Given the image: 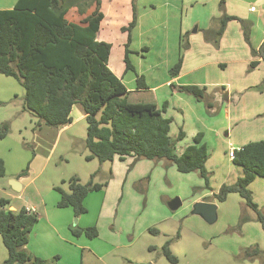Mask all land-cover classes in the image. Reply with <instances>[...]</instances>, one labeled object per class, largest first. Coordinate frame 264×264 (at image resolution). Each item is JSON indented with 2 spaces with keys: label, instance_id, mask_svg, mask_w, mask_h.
I'll return each instance as SVG.
<instances>
[{
  "label": "rangeland",
  "instance_id": "rangeland-1",
  "mask_svg": "<svg viewBox=\"0 0 264 264\" xmlns=\"http://www.w3.org/2000/svg\"><path fill=\"white\" fill-rule=\"evenodd\" d=\"M12 2L0 0V9L12 8ZM231 6L228 0H136L137 27L129 46L134 71L149 86L159 87L156 92L131 93L128 102H151L159 108L167 102L164 116L172 119L171 139H176L180 130L184 132V138L176 143L177 151L192 144L197 133L203 134L209 153V189L204 188L197 173H179L164 160H143L134 166L133 159L127 157L125 161L105 162L103 170H98L97 160L84 159L89 152L80 105L73 109L71 126L60 134L46 126L40 130L38 120L22 111L23 89L13 78L0 75V123L7 122L10 127L6 138L0 140V159L5 167V176L0 177V199H8L16 210L25 204L33 206L43 219L54 211L65 212L53 207L58 199L54 188L67 190L66 184L61 185L63 180L76 176L86 183L98 170L94 182L108 183L100 192L89 194L85 214L69 221L71 226L97 229L95 240L83 241L102 257L98 259L87 249L77 250L75 256L61 251L66 264H171L162 255L167 240H171L169 249L176 264H264V256L245 257V251L255 246L264 251V232L255 213L236 193L229 194L224 202L213 197L222 185H231L243 175L229 152L264 141V73L249 67L251 48L259 38L257 30L264 28V21L257 27V13L251 14L249 8L260 12L264 0H244L237 20L228 22L225 33L218 36L220 21ZM120 58V49L114 48L110 66L119 67ZM179 60L187 74L181 83H205L200 86L205 87V96L199 102L183 92L169 96V71ZM218 62H224L225 68ZM196 65L200 67L192 72ZM134 79V72L128 71L123 83L135 88ZM25 169L26 173L18 177ZM11 180L21 185L20 192L11 189ZM248 188L264 214V178H255ZM7 194L20 195L22 200L11 201ZM174 198L181 206L171 211L168 202ZM201 200L216 205L213 224L191 215L192 206ZM42 225L43 221L34 228L32 237ZM50 241L57 242L62 250L72 248L55 237ZM6 257L0 237V264Z\"/></svg>",
  "mask_w": 264,
  "mask_h": 264
},
{
  "label": "trees",
  "instance_id": "trees-1",
  "mask_svg": "<svg viewBox=\"0 0 264 264\" xmlns=\"http://www.w3.org/2000/svg\"><path fill=\"white\" fill-rule=\"evenodd\" d=\"M135 2L130 1V21L119 30L126 35L123 73L133 71L137 89L142 90L147 89L144 77L135 73L129 59L131 32L137 22ZM101 4V0H96L87 15L78 12V21L68 16L71 7L67 0H17L13 8L0 10V74L13 78L22 87V111L38 120V128L43 125L56 130L72 124V109L75 105L81 106L86 122L85 148L89 152L85 161L97 160L103 164L115 158L124 161L131 157L134 164L141 160H164L179 173H197L204 188L209 189L206 170L209 153L203 134L197 133L192 144L178 154L176 143L184 138V132L180 130L176 139H171L172 119L163 116L167 102L160 109L154 103L128 102V91L121 78L108 67L113 43L98 39L104 18ZM236 20L233 16L223 15L216 35H222L227 23ZM245 30L248 41L247 28ZM251 49V54L264 64V40L257 52ZM257 64V61H251L250 69L256 68ZM180 68L181 60L170 69V76H177ZM170 88L191 95L197 102L205 96V87L170 84ZM9 128V123H0V140L6 138ZM233 154L232 162L242 168L243 175L231 185H222L213 197L224 202L229 194H238L255 213L264 232V214L253 202L248 188L255 178H264V141L247 143ZM26 171L23 170L18 177ZM97 175L98 170L86 183L76 176L63 180L61 185L66 184L67 190L61 186L54 188L58 194L56 208H71L74 217L85 214L87 195L107 185V182H94ZM4 176V163L0 159V177ZM8 207L9 200L1 198L0 237L7 251L1 264H57V256L47 261L24 249L37 215L28 213L24 207L17 211ZM70 232L74 237L83 235L94 239L98 236L95 227L71 226ZM150 232L155 231L151 229ZM176 238H179L178 233ZM170 243L171 240L165 241L162 255L169 263L176 264L177 260L169 249ZM260 256H264V251L257 246L245 251L247 258Z\"/></svg>",
  "mask_w": 264,
  "mask_h": 264
},
{
  "label": "crops",
  "instance_id": "crops-1",
  "mask_svg": "<svg viewBox=\"0 0 264 264\" xmlns=\"http://www.w3.org/2000/svg\"><path fill=\"white\" fill-rule=\"evenodd\" d=\"M16 1L17 0H13L12 8L15 5ZM95 1L96 0H67V5L71 7V10H70V13L68 16H71L72 19L76 18L77 19L76 21H78V19L80 18L78 12L83 13L84 15L89 14L93 10V7L95 5ZM130 1L131 0H101L104 18L101 22V30L98 34V39L113 43L111 53L114 50V48L120 49V51H121V58H120L121 65H119V67H116V68H112L110 66V57H111V53H110L108 67L117 77L121 78L122 83H123V79L127 73V72L123 73V71H124L123 45L126 41V35L120 33L119 29H120V27L126 25L131 19ZM220 1L223 2L224 0H220ZM228 1L232 4V6H231L230 10L226 9L227 15L238 18L239 13L241 12V9L244 5V0H228ZM259 1H261V0H259ZM224 4H225V2H224ZM3 10H6V9H3ZM249 11L251 14L257 13V15L255 16L256 17L255 23L258 27L259 22L264 21V9H261L260 12H258L254 7H250ZM261 23H263V22H261ZM227 26H228V24L226 25L225 31L227 30ZM136 27H137V22H136V25H135L134 29L132 30L131 34L134 33V30ZM216 30L217 29H215V31ZM225 31H224V33H225ZM257 32H258L259 38H258L257 45L254 48V50L256 52H257L260 44L264 40V28L261 29L260 31L257 30ZM251 57H252L251 61H257L258 62L256 68H254L253 70L262 71L264 73V64L261 61V59L257 56L254 57L253 55ZM181 65H182V63H181ZM217 65L220 68H225V66H226L224 62H218ZM199 67L200 66L196 65L193 68V70H191V71L194 72ZM135 73L137 74V72H135ZM186 75L187 74L183 73L182 66H181L179 74L175 77H171V80L167 81L166 85H168V87H170V84H173V85L177 84L178 86H183L185 84L181 83V82H182L183 77H185ZM134 76H135V74H134ZM8 78H10V77H8ZM134 81H135V79H134ZM191 85L201 86V85H205V83L204 82H194V83H191ZM124 86H125V84H124ZM146 86H147V89H142V90L137 89L136 82H135V88H133V86H131V88H128L127 86H125L127 91H128L127 96L131 93H140V92H143L145 90L150 91V92H156V90L159 87V86H149L148 84H146ZM221 88H222V90H224L223 87H221ZM171 93H172V95H169V96H173L174 94H176L178 92L171 91ZM227 95H229V93H227ZM146 103H151V102H146ZM155 105L158 109L161 108V107L159 108V106L157 104H155ZM74 107H73V109H74ZM73 109H72V112H73ZM72 112H71V114H72ZM164 113H166V111ZM164 113H163V116H164ZM82 118H85L83 112H82ZM69 126H71V124L68 126L56 129L58 131H52V132H58L56 134H60L65 128H69ZM43 128H44V126H41L39 129L41 130ZM182 150L177 151V149H176V152L178 154H180L182 152ZM114 160H118V159L115 158ZM125 160H126V158H125ZM141 161H143V160H141ZM141 161H137L133 165L135 166ZM104 164L105 163L100 164L98 170L102 171L104 168L103 167ZM4 169H5V167H4ZM107 185H108V183H107ZM100 191H98V192H100ZM7 195L11 199V201L20 200V199L22 200V197L20 195H16V196L10 195V194H7ZM88 196H89V194L85 198L84 203L87 200ZM57 200L58 199H55V201H54V203H55V204H53V205H55V206H53L54 208H56ZM200 202H204V201L201 200ZM206 202L211 203L210 200H207ZM24 208L26 210H32V209L35 210V214L37 215V213H36L37 210L33 206L25 204ZM8 209L13 210V211H17L16 208L13 205H11L10 201H9ZM53 210H55V209H53ZM56 210H65V212L64 213H56L54 211L51 214H47V212H46L47 216L43 219H42V217L37 215V218H38L37 222L33 226L32 231L29 235L28 243L25 246L26 252H28L29 254H31L35 257H39L43 260H47L48 258L57 256L58 257L57 264H66L65 258L61 254L62 253L61 251H67V252H69L75 256L77 250L87 249V250L91 251L95 256H99L98 259H100V257H102V256L97 255V253L95 252L93 247L90 245V243H86L87 241H83V240L93 241V240H95V238L94 239H88L83 235L79 236V237H74L71 234V232H70L71 224L69 221H71L72 217H74L72 209L71 208H63V209L56 208ZM41 221H43V225H42L41 229H39V231L37 233H35V235H33L34 237H32V232L34 234V228H37V226L40 224ZM81 227H86V226H81ZM153 231H155V230H153ZM152 233H154V232H152ZM155 233H158V231L156 230ZM98 236H99V234H98ZM52 237L57 238V240L60 243H62L63 245L68 244L69 246H71L72 247L71 250L70 249L65 250L64 248L62 250L60 245L57 242H51L50 241V239ZM48 242H51V243H48ZM47 244H50V247H47Z\"/></svg>",
  "mask_w": 264,
  "mask_h": 264
},
{
  "label": "water",
  "instance_id": "water-1",
  "mask_svg": "<svg viewBox=\"0 0 264 264\" xmlns=\"http://www.w3.org/2000/svg\"><path fill=\"white\" fill-rule=\"evenodd\" d=\"M10 187L14 192H20L21 185L15 181H10ZM181 206V201L178 198H174L168 202V208L171 211L177 210ZM217 207L209 202H196L192 206L191 215H196L202 218L206 223L213 224L217 220Z\"/></svg>",
  "mask_w": 264,
  "mask_h": 264
},
{
  "label": "built area",
  "instance_id": "built-area-1",
  "mask_svg": "<svg viewBox=\"0 0 264 264\" xmlns=\"http://www.w3.org/2000/svg\"><path fill=\"white\" fill-rule=\"evenodd\" d=\"M251 10H252V9H251ZM233 153H234V150H233V151H230V152H229V154H228V155H229V157H230L231 159H232V158H233V156H234V154H233ZM27 212H28V213H34L33 209H32V210H27Z\"/></svg>",
  "mask_w": 264,
  "mask_h": 264
}]
</instances>
